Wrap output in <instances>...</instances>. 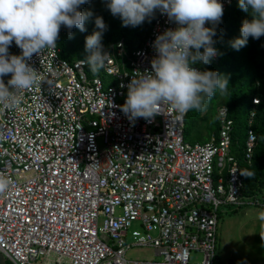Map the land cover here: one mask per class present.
<instances>
[{
  "label": "built area",
  "instance_id": "obj_1",
  "mask_svg": "<svg viewBox=\"0 0 264 264\" xmlns=\"http://www.w3.org/2000/svg\"><path fill=\"white\" fill-rule=\"evenodd\" d=\"M218 2L225 12L234 0ZM156 12L131 55L123 39L102 49V71L112 82L89 76L85 60L64 59L56 41L55 49L28 60L40 80L22 102L0 105V173L12 181L0 195V252L11 264H222L216 260L221 206L264 207L257 196H243L228 108L218 111L217 134L193 145L185 141L190 111L161 105L149 119L122 111L133 77L152 73L157 37L179 27ZM8 51L21 55L15 44ZM9 79L3 77L6 85ZM254 116L253 110L241 153L249 166L258 144ZM136 220L147 235L133 246L150 247L161 260L127 258L126 233ZM192 253L202 260L193 262Z\"/></svg>",
  "mask_w": 264,
  "mask_h": 264
},
{
  "label": "clouds",
  "instance_id": "obj_2",
  "mask_svg": "<svg viewBox=\"0 0 264 264\" xmlns=\"http://www.w3.org/2000/svg\"><path fill=\"white\" fill-rule=\"evenodd\" d=\"M89 0H0V105L11 108L22 102V93L40 80V72L28 64L34 54L55 49L61 26L84 32L85 21L92 13H82L79 7ZM234 3V2H233ZM233 5V4H232ZM239 8L250 12L244 20L241 38L231 46L239 51L248 38L264 36V0H239ZM107 8L119 16L123 26L136 27L157 9L167 14L179 27L159 35L154 43L157 58L151 63L152 73L134 76L122 111L130 118L149 119L158 114L161 105L186 114L191 110L206 111L207 102L229 88L228 77L215 71H199L192 65L209 64L217 55L212 28L221 22L223 5L218 0H109ZM100 31L86 37L87 58L92 71L104 67L107 54L102 51V33L106 26L102 17L95 19ZM21 49V55L9 54V47ZM201 49L203 51L201 52ZM11 74L5 84L3 77ZM12 181L0 173V195L6 193ZM264 222V210L258 214ZM264 227V224H262ZM264 239V235L261 236ZM7 261V260H6ZM9 262V261H8Z\"/></svg>",
  "mask_w": 264,
  "mask_h": 264
},
{
  "label": "trees",
  "instance_id": "obj_3",
  "mask_svg": "<svg viewBox=\"0 0 264 264\" xmlns=\"http://www.w3.org/2000/svg\"><path fill=\"white\" fill-rule=\"evenodd\" d=\"M108 2L109 0H89L88 3L79 7L78 11L82 13H92L91 17L86 19L89 30L81 32L75 27L69 30L66 26H61L57 44L64 59L71 63L76 60L87 61L90 53L86 51V37L91 36L96 31H100L95 25L97 17H102L106 26L101 39L104 48L107 49L111 44L123 39L126 50L131 55L145 41L157 19L156 10L141 25L124 27L120 17L113 16L107 8ZM238 4L239 0H234L233 5L223 12L221 22L211 25V28L216 33L213 36V46L217 50V57L215 59L212 58L209 64L196 63L202 72L215 71L221 76L228 77V91L225 95H220L219 93L214 95L207 102L206 111L192 110L191 122L201 121L207 123L212 112L216 109L217 130H219L218 111L220 108L226 107L229 110L230 118L235 122L233 137L235 141L240 143V137L243 132L246 135L251 112L255 111L253 128L258 136V144L252 165L249 166L244 161L243 156L238 155V158L241 162L244 180L243 196H257L258 199L264 201V36L259 39L249 37L247 45L239 51L231 46L235 39L241 38L240 29L242 22L246 19L249 21L252 19L250 12L242 11ZM12 44H15V42L13 41ZM202 51L203 49H201ZM88 69L87 73L94 72L89 64ZM96 72L105 79L106 76L103 74L102 68L100 73ZM93 74L96 73L94 72L91 75ZM255 98H260L259 104L253 103ZM242 116H245V119H242ZM7 264L11 263L7 261Z\"/></svg>",
  "mask_w": 264,
  "mask_h": 264
},
{
  "label": "rangeland",
  "instance_id": "obj_4",
  "mask_svg": "<svg viewBox=\"0 0 264 264\" xmlns=\"http://www.w3.org/2000/svg\"><path fill=\"white\" fill-rule=\"evenodd\" d=\"M85 29L89 30V25L85 21ZM103 49V46H102ZM89 70V69H87ZM96 74L97 72L94 71ZM94 72H88L91 76ZM100 73V70L98 71ZM113 77H105V82H112ZM216 103V102H215ZM216 107V106H215ZM189 112L186 117L185 141L189 144L197 142H205L210 136L217 133V110L214 109L207 123L197 121L191 122ZM245 119V116H242ZM237 128V127H236ZM245 142V133L240 137V143L234 147V154L241 155ZM263 199V198H261ZM264 207L244 204L241 206L224 205L219 210L218 227H217V242H216V260L222 264H264V222L258 219L260 211ZM100 224L102 222L100 221ZM157 228L151 232L152 235H157ZM147 232L141 220H136L131 223L126 233V243L131 245L127 250L128 259H156L161 258L154 256V250L150 247L133 246L140 239L145 238ZM191 259L193 262H200L202 255L192 253Z\"/></svg>",
  "mask_w": 264,
  "mask_h": 264
},
{
  "label": "water",
  "instance_id": "obj_5",
  "mask_svg": "<svg viewBox=\"0 0 264 264\" xmlns=\"http://www.w3.org/2000/svg\"><path fill=\"white\" fill-rule=\"evenodd\" d=\"M0 264H7V261L1 252H0Z\"/></svg>",
  "mask_w": 264,
  "mask_h": 264
},
{
  "label": "crops",
  "instance_id": "obj_6",
  "mask_svg": "<svg viewBox=\"0 0 264 264\" xmlns=\"http://www.w3.org/2000/svg\"><path fill=\"white\" fill-rule=\"evenodd\" d=\"M104 48V47H103ZM214 134H217V133H214ZM211 139V138H210ZM203 143H205V142H203Z\"/></svg>",
  "mask_w": 264,
  "mask_h": 264
}]
</instances>
